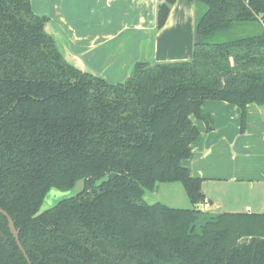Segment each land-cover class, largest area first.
<instances>
[{
    "label": "trees",
    "instance_id": "obj_1",
    "mask_svg": "<svg viewBox=\"0 0 264 264\" xmlns=\"http://www.w3.org/2000/svg\"><path fill=\"white\" fill-rule=\"evenodd\" d=\"M175 2L158 3L157 29ZM196 3L191 59H141L112 83L66 59L32 0H0V206L32 264H264V213L201 214L212 200L182 163L192 117L212 129L206 100L238 105L241 131L247 105H264V0ZM171 182L191 206L145 200ZM0 230V264H29L1 212Z\"/></svg>",
    "mask_w": 264,
    "mask_h": 264
},
{
    "label": "crops",
    "instance_id": "obj_2",
    "mask_svg": "<svg viewBox=\"0 0 264 264\" xmlns=\"http://www.w3.org/2000/svg\"><path fill=\"white\" fill-rule=\"evenodd\" d=\"M160 1L32 0V7L49 18L46 29L69 62L116 83L124 81L141 59H191L196 0H176L166 24L157 29ZM202 108L213 118L212 129L192 117L200 134L191 144L190 157L182 161L193 176L203 178L202 189L212 200L197 208L207 215L264 213V105H247L244 131L238 105L209 99ZM159 185L150 193H157ZM183 200L184 206H191L190 200Z\"/></svg>",
    "mask_w": 264,
    "mask_h": 264
},
{
    "label": "rangeland",
    "instance_id": "obj_3",
    "mask_svg": "<svg viewBox=\"0 0 264 264\" xmlns=\"http://www.w3.org/2000/svg\"><path fill=\"white\" fill-rule=\"evenodd\" d=\"M244 31L245 30L242 29L241 26H239L234 31H231L230 34H225L226 32L217 33L215 36H213L212 39L216 40V41L226 40V39H230V38L234 37L235 33L245 34ZM247 149L250 150L249 147ZM250 160H252V158L249 159L248 161H250ZM159 186H160V188H159V190H157L158 191L157 193L151 192L152 195L155 194V196L154 195L152 196L150 191H147L146 196H145L146 201H148L150 203H153L155 201H162V202L167 203L170 206L186 207L182 204V200L185 199L187 202L189 199H188V197H186V192H185L183 186L181 185V183H179V182L160 183ZM83 187H84V181L80 180L76 184L75 188H73L69 191H60V190H57L55 188H52L45 197V200H44L43 205L41 207V211H44V210L52 207L59 200L65 198V197L72 196V195L76 194L77 192L82 190ZM150 196H152V197H150ZM185 200H183V201H185ZM203 218H204V215L203 216L199 215V222L197 221V225L200 223V220H203Z\"/></svg>",
    "mask_w": 264,
    "mask_h": 264
},
{
    "label": "water",
    "instance_id": "obj_4",
    "mask_svg": "<svg viewBox=\"0 0 264 264\" xmlns=\"http://www.w3.org/2000/svg\"><path fill=\"white\" fill-rule=\"evenodd\" d=\"M0 212H1L2 214H4V215L7 217V219H8V224H9V228H10V230H11V233H12L13 236L15 237V239H16V241H17V244H18V246L20 247L21 251L23 252L25 258H26L27 261H28V263H29V264H32L31 259H30V257L28 256V254H27V252H26V250H25V248H24V246H23V244H22V242H21V240H20L19 230L16 228V226H15V222H14L13 218H12L11 215H10L5 209H3L1 206H0ZM0 236H2L3 238H6L5 233H3L1 230H0ZM244 245H245V242H243V243L241 244V246H244Z\"/></svg>",
    "mask_w": 264,
    "mask_h": 264
},
{
    "label": "built area",
    "instance_id": "obj_5",
    "mask_svg": "<svg viewBox=\"0 0 264 264\" xmlns=\"http://www.w3.org/2000/svg\"><path fill=\"white\" fill-rule=\"evenodd\" d=\"M247 2H248V1H247ZM257 17H258V19H259L262 23H264V14L259 13V14H257Z\"/></svg>",
    "mask_w": 264,
    "mask_h": 264
}]
</instances>
